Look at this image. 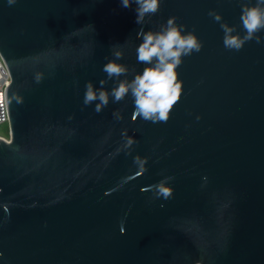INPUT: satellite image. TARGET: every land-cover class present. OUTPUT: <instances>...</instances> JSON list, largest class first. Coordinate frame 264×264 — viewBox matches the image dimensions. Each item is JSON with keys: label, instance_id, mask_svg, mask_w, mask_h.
<instances>
[{"label": "water", "instance_id": "95a60500", "mask_svg": "<svg viewBox=\"0 0 264 264\" xmlns=\"http://www.w3.org/2000/svg\"><path fill=\"white\" fill-rule=\"evenodd\" d=\"M256 3L161 0L139 25L134 2L0 0V264H264V29L236 51L221 28L245 35L242 6ZM170 17L203 47L182 57L168 121L135 116L130 93L85 106L113 51L130 69L119 79L148 66L137 33Z\"/></svg>", "mask_w": 264, "mask_h": 264}, {"label": "clouds", "instance_id": "9594fccd", "mask_svg": "<svg viewBox=\"0 0 264 264\" xmlns=\"http://www.w3.org/2000/svg\"><path fill=\"white\" fill-rule=\"evenodd\" d=\"M133 2L137 5L136 23L143 25L146 17L158 13L161 0H121V6L130 8ZM7 3L13 5L16 0H7ZM209 15L217 22L222 19L221 15L214 11H210ZM240 19L245 30L243 36L233 34L235 32L233 26L221 24L224 32L223 44L229 50L239 51L247 41L253 39L257 43L261 42L257 33L264 29V0H257L256 5L252 7L242 6ZM184 28V25L177 24L176 17L168 18L166 23L160 26L159 31H144L141 28L137 38L142 37V42L136 48V59L138 63L148 66L142 72L136 73L132 80L119 79L126 76L130 69L126 64L117 62L123 59V52L113 51L115 59L108 60L102 67L107 79L100 80L101 87L96 88L91 81L86 83L84 105L89 106L99 101L95 103L94 111L100 113L108 106L110 97L113 103H118L130 93L134 100L135 116L153 123L167 122L173 106L181 98L183 82L178 79L177 69L182 64V57L199 52L203 47L197 36L193 32L185 34ZM113 79L118 83L109 92L104 85ZM170 179L172 177L166 178ZM155 187L158 196L165 199L172 196L171 188L165 187L164 182Z\"/></svg>", "mask_w": 264, "mask_h": 264}, {"label": "built area", "instance_id": "2783aa9c", "mask_svg": "<svg viewBox=\"0 0 264 264\" xmlns=\"http://www.w3.org/2000/svg\"><path fill=\"white\" fill-rule=\"evenodd\" d=\"M10 84V75L5 67V63L0 56V125L9 122L7 104H6V87ZM0 138L9 141L10 133L8 136L0 134Z\"/></svg>", "mask_w": 264, "mask_h": 264}, {"label": "rangeland", "instance_id": "374dc122", "mask_svg": "<svg viewBox=\"0 0 264 264\" xmlns=\"http://www.w3.org/2000/svg\"><path fill=\"white\" fill-rule=\"evenodd\" d=\"M0 134L8 136L9 135V124L4 123L0 125Z\"/></svg>", "mask_w": 264, "mask_h": 264}, {"label": "snow or ice", "instance_id": "6c2138e0", "mask_svg": "<svg viewBox=\"0 0 264 264\" xmlns=\"http://www.w3.org/2000/svg\"><path fill=\"white\" fill-rule=\"evenodd\" d=\"M0 101H2V97H0Z\"/></svg>", "mask_w": 264, "mask_h": 264}]
</instances>
